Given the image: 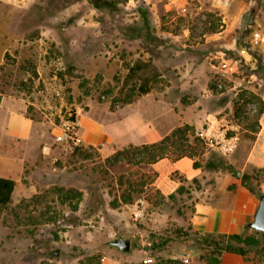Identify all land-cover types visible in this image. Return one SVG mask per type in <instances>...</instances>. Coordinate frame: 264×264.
<instances>
[{"label": "rangeland", "instance_id": "1", "mask_svg": "<svg viewBox=\"0 0 264 264\" xmlns=\"http://www.w3.org/2000/svg\"><path fill=\"white\" fill-rule=\"evenodd\" d=\"M135 64L141 69L131 73ZM144 79L147 93L140 91ZM246 92L264 101V0H0V94L24 97L41 134L22 179L31 193L20 191L0 215V264L147 260L155 256L153 234L189 227L191 188L157 205L144 195L111 206L114 197L95 164L134 139L132 117L143 120L150 138L176 123L174 111H184L185 124L197 125L206 141L202 162L221 158L237 171L206 165L205 175H248L247 184L264 193V112L254 140L234 115V101ZM257 111L254 98L244 115ZM101 126L111 141L92 145L94 159L75 155L76 146H90L81 133L106 139ZM223 137L235 138L234 151L220 149ZM13 146L23 155V141ZM56 186L83 191L77 210L60 202ZM256 235L246 256L226 264H264V234ZM118 236L131 238L129 252L108 243ZM171 249L190 264H205L200 246Z\"/></svg>", "mask_w": 264, "mask_h": 264}, {"label": "trees", "instance_id": "2", "mask_svg": "<svg viewBox=\"0 0 264 264\" xmlns=\"http://www.w3.org/2000/svg\"><path fill=\"white\" fill-rule=\"evenodd\" d=\"M209 31L216 32L217 28H210ZM141 69L139 64L130 67L131 73H136ZM210 88L216 92L220 91L218 86L212 85ZM140 91L147 93L149 91L148 80H142ZM254 98L258 101V111L253 115H244L247 102ZM134 97L127 96L123 103H130ZM264 112V101L261 97L253 92H246L234 101V115L237 122L243 124V129L247 135H251L252 139L256 138V134L261 129L260 118ZM71 119H74L72 116ZM206 141L199 136L196 129L191 124H183L175 127L165 135L162 139L154 142L133 144L130 143L120 149H117L104 160L97 162L95 165L105 175V180L109 187L110 193L113 195L111 206L114 208L122 204H134L142 196H146L149 202L154 204L167 199H174L178 194H188L192 185H186L187 179L178 172L173 174V178L178 179L181 184L174 193L164 195L159 189H154V182L158 177L157 171L150 170V166L162 158L168 157L172 160H178L183 157L193 159L195 168H203L208 165L216 168H227L229 171L237 175L232 165H228L221 158L209 160L206 159L203 163L206 154ZM93 146L79 145L75 147V155L81 156L84 159H94L96 152H93ZM178 174V176H176ZM251 177L244 175L242 183L245 187L255 192V189L247 183ZM197 183L198 179L194 178L192 184ZM15 187V181L10 178L0 177V215L8 207L12 201V192ZM155 187V186H154ZM55 193L62 204H68L73 210H77L79 202L82 200L83 191L77 188H54ZM34 196L32 199H37ZM44 216V214H43ZM57 217L50 216L49 220H56ZM248 227L246 228V230ZM246 230L243 233L225 234L212 232L201 234L193 230L192 225L186 230L177 229L175 234H153L155 239L149 247L154 253V258L151 261L141 260L134 262H124V264H190L184 260L183 256L173 253L171 249L173 244L181 243L187 246H200L202 252L200 260L205 264H222V255L225 252L246 256L250 248H253L257 243V233L264 234L262 231L255 230L256 234H247ZM84 264H93V257H89Z\"/></svg>", "mask_w": 264, "mask_h": 264}, {"label": "crops", "instance_id": "3", "mask_svg": "<svg viewBox=\"0 0 264 264\" xmlns=\"http://www.w3.org/2000/svg\"><path fill=\"white\" fill-rule=\"evenodd\" d=\"M165 103L163 105L166 106L167 103ZM155 105L160 104L157 102ZM142 108H136L134 112L144 111ZM170 109L171 107L167 111H170ZM183 112L177 113L174 111L179 116L176 123L171 124L169 130L161 134H154L150 138H144V132L148 128L143 127V120L134 119L132 116H128L125 109L121 110L124 117H132L130 128L138 136L135 135L134 139L127 140L116 148H109V154L130 143L143 144L162 139L175 127L185 124L186 115H183ZM169 115H172L171 111ZM151 123L156 122L152 121ZM156 125L159 126L158 123ZM149 126L151 127L152 124H149ZM195 127L199 129L197 125ZM99 131L100 133L103 132L102 134L106 136V139L99 135L100 138L98 136L97 140L93 132L88 133L86 137L81 133L82 139L93 146L99 142H106V140L107 142L111 141L112 136L109 137L104 133V127L101 126ZM141 132H143L142 137L138 134ZM40 137L37 121L29 112L27 100L24 97L18 98L13 95L0 94V177L15 181L12 199L17 197L22 190L25 196L29 192L31 193L32 188L22 186V179L27 159L30 157L29 151H32L33 144L40 142ZM20 141H23V155L13 146L14 143ZM193 162V159L189 157L178 160L165 157L152 164L150 168L158 173V177L154 182L155 188L159 189L164 195L174 193L181 184L178 179L173 178V174L178 172L179 175H183L187 179L188 185L193 186L191 189L195 193L194 208L189 214V225H192L193 230L201 234L212 232L243 233L247 227L249 228L248 224L254 220L259 207L258 195L245 187L241 178L231 176L219 178L210 176V174L205 175L204 169L195 168ZM194 178L198 179V184H192ZM236 255L225 253L222 257V264H226V261L236 260Z\"/></svg>", "mask_w": 264, "mask_h": 264}, {"label": "water", "instance_id": "4", "mask_svg": "<svg viewBox=\"0 0 264 264\" xmlns=\"http://www.w3.org/2000/svg\"><path fill=\"white\" fill-rule=\"evenodd\" d=\"M259 196V207L255 214L254 220L248 225L258 231L264 232V193L260 190L256 191ZM110 245L117 247L121 252L127 253L131 250V238L118 236L108 242Z\"/></svg>", "mask_w": 264, "mask_h": 264}, {"label": "built area", "instance_id": "5", "mask_svg": "<svg viewBox=\"0 0 264 264\" xmlns=\"http://www.w3.org/2000/svg\"><path fill=\"white\" fill-rule=\"evenodd\" d=\"M220 143V149H222V151L224 152H232L234 151L235 147H236V140L234 137H223L220 139L219 141ZM148 261H151V259H147Z\"/></svg>", "mask_w": 264, "mask_h": 264}]
</instances>
